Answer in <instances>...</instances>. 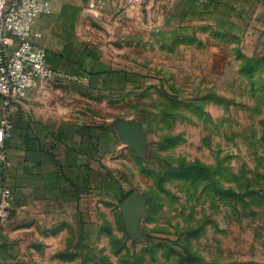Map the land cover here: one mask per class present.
<instances>
[{"label":"crops","instance_id":"0c3cea01","mask_svg":"<svg viewBox=\"0 0 264 264\" xmlns=\"http://www.w3.org/2000/svg\"><path fill=\"white\" fill-rule=\"evenodd\" d=\"M46 1L50 11L35 20L32 41L64 77L41 82L13 115L10 167L0 168V197L4 187L13 194L8 218H0V264L39 255L62 259L64 251L50 254L48 244L59 237L68 243L71 224L97 212L100 221L89 224L102 227V211L119 206L106 162L146 133L134 123L116 124L118 119L104 125L95 105L132 93L155 97L156 91L157 103L165 104L160 83L168 81L162 66L167 52L179 64L189 58L191 72L197 57L201 66L214 67L205 75H215L217 65L224 78L248 53L264 49V0H95V8L90 0ZM81 33L91 36L78 43ZM95 33L108 38L94 42ZM124 50L126 61L117 59ZM140 50L142 62L135 58ZM154 79L159 85H152ZM170 79L177 81L176 74ZM3 115L0 95V121Z\"/></svg>","mask_w":264,"mask_h":264},{"label":"rangeland","instance_id":"374dc122","mask_svg":"<svg viewBox=\"0 0 264 264\" xmlns=\"http://www.w3.org/2000/svg\"><path fill=\"white\" fill-rule=\"evenodd\" d=\"M76 36L79 43L91 35ZM135 53L142 62V51ZM253 55L224 79L217 65L205 75L214 67L197 57L191 72L189 58L179 64L167 52L165 104L156 91L95 105L104 125L118 119L146 133L106 162L119 206L102 211V227L89 224L100 221L97 212L71 224L68 243L48 244L50 254L64 251L62 259L39 255L22 264H264V49ZM133 193L144 204L128 230L120 205Z\"/></svg>","mask_w":264,"mask_h":264},{"label":"built area","instance_id":"2783aa9c","mask_svg":"<svg viewBox=\"0 0 264 264\" xmlns=\"http://www.w3.org/2000/svg\"><path fill=\"white\" fill-rule=\"evenodd\" d=\"M103 5L102 0H97ZM143 3L146 0H127ZM89 7L95 8V0ZM50 11L46 0H0V95L3 117L0 121V168L8 169L7 142L14 128L13 115L28 93L41 82L61 80L64 75L52 67L47 53L32 41L35 20ZM13 201L12 191L4 187L0 197V218L6 220Z\"/></svg>","mask_w":264,"mask_h":264},{"label":"water","instance_id":"95a60500","mask_svg":"<svg viewBox=\"0 0 264 264\" xmlns=\"http://www.w3.org/2000/svg\"><path fill=\"white\" fill-rule=\"evenodd\" d=\"M143 200L142 198L136 194H131L122 204L121 210L124 219L125 226L128 230H130V226L132 221L138 215V213L143 210Z\"/></svg>","mask_w":264,"mask_h":264}]
</instances>
